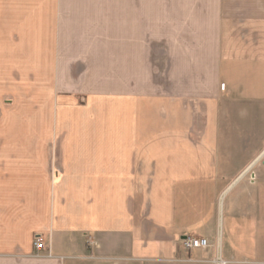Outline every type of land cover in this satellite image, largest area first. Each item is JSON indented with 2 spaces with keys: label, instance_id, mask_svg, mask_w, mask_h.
<instances>
[{
  "label": "crops",
  "instance_id": "obj_1",
  "mask_svg": "<svg viewBox=\"0 0 264 264\" xmlns=\"http://www.w3.org/2000/svg\"><path fill=\"white\" fill-rule=\"evenodd\" d=\"M156 1L124 0L125 29L145 31ZM203 1L216 22L197 29L213 33L185 54L173 36L129 35L104 87L58 62L43 133L0 139V264H264V0ZM101 5L21 2L52 16Z\"/></svg>",
  "mask_w": 264,
  "mask_h": 264
},
{
  "label": "rangeland",
  "instance_id": "obj_2",
  "mask_svg": "<svg viewBox=\"0 0 264 264\" xmlns=\"http://www.w3.org/2000/svg\"><path fill=\"white\" fill-rule=\"evenodd\" d=\"M22 1L0 0V139L43 133L44 106L59 81L58 62L61 61L64 70L68 65L73 67L82 62L89 72L87 85L99 80V86L104 87L108 53L112 55L115 50V61L119 63V49L129 35L145 34L149 41L162 38L163 47L168 46L173 36L178 40L181 55L186 51L188 38H195L193 42L197 44V38L205 40L213 33L197 28L208 20L216 22L212 12L205 15L203 0L149 3L161 6L163 13L141 16L147 27L145 31L125 29V22L137 20L132 21L123 13L124 0H113L109 5L106 0H98L105 6L99 11L106 13L62 16L34 14L33 9L21 6ZM193 6L199 9L194 12ZM56 18L61 20L55 26ZM159 22L163 25L161 30L154 28ZM172 23L174 30L169 27ZM154 43H150L152 48Z\"/></svg>",
  "mask_w": 264,
  "mask_h": 264
},
{
  "label": "built area",
  "instance_id": "obj_3",
  "mask_svg": "<svg viewBox=\"0 0 264 264\" xmlns=\"http://www.w3.org/2000/svg\"><path fill=\"white\" fill-rule=\"evenodd\" d=\"M221 90H224V85L222 84L220 86ZM34 248L37 251L42 250L43 245V239L41 237H36L34 240ZM182 246L186 250H192V249H206L208 247V242L206 239L201 238H186L182 241Z\"/></svg>",
  "mask_w": 264,
  "mask_h": 264
},
{
  "label": "water",
  "instance_id": "obj_4",
  "mask_svg": "<svg viewBox=\"0 0 264 264\" xmlns=\"http://www.w3.org/2000/svg\"><path fill=\"white\" fill-rule=\"evenodd\" d=\"M263 155H264V152L259 156V158H258V160L259 159H261L262 157H263ZM257 160V161H258ZM251 167H252V165L251 166H249L237 179H236V181L234 182V183H236L237 181H239L243 176H245L248 172H249V170L251 169ZM223 197V196H222ZM222 197H221V199H220V203H219V205L221 204V200H222ZM218 259H219V257H218Z\"/></svg>",
  "mask_w": 264,
  "mask_h": 264
}]
</instances>
